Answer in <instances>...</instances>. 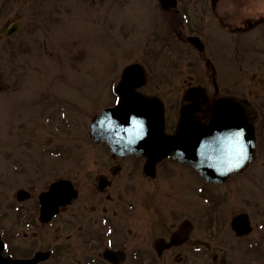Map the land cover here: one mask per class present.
I'll use <instances>...</instances> for the list:
<instances>
[{
  "label": "rangeland",
  "instance_id": "1",
  "mask_svg": "<svg viewBox=\"0 0 264 264\" xmlns=\"http://www.w3.org/2000/svg\"><path fill=\"white\" fill-rule=\"evenodd\" d=\"M225 1L234 17L221 15L235 29L264 18V0ZM171 11L159 0H0V232L16 230L17 239H24L31 230L23 214L34 213L39 193L98 154L91 123L116 103L113 87L134 62L147 71L143 90L160 95L175 120L191 83L213 94L215 78L222 93L250 100L257 111L259 156L248 171L258 173L251 175L249 197L256 205L264 198V20L251 35L233 33L234 41L212 14L186 27ZM14 22L19 28L8 35ZM195 29L207 40L204 51L186 38ZM227 39L235 50L225 46ZM20 189L33 197L20 201ZM207 205L205 200L204 210ZM262 233L205 240L213 250L224 249L231 264H264ZM53 235V228L40 235L45 248L59 247L43 264H86L83 239H49ZM213 250H187L181 264H215Z\"/></svg>",
  "mask_w": 264,
  "mask_h": 264
},
{
  "label": "flooded vegetation",
  "instance_id": "2",
  "mask_svg": "<svg viewBox=\"0 0 264 264\" xmlns=\"http://www.w3.org/2000/svg\"><path fill=\"white\" fill-rule=\"evenodd\" d=\"M239 1L243 4L247 0ZM231 9L225 0H178L171 14L178 22L184 21L186 27H192L191 19H208L212 14L235 41L233 33L243 36L247 32L244 28L235 29L233 22L227 21V17H234L235 12ZM247 24L252 27L256 21ZM191 35L201 37L207 46L204 34L198 29L189 32L187 40ZM226 41L227 44L223 42L225 46L235 50L234 41ZM214 84L215 91L206 105H212L222 96L241 98L230 92L222 93L215 78ZM193 85L199 84L191 83L184 93L185 101L176 106L179 108L178 120L166 110L165 133L176 132L181 107L187 103L186 92ZM206 105L195 112L201 122H207L213 116ZM256 117L257 111L253 109L251 119L255 125ZM256 129L254 161L221 184L204 180L193 162L194 158L198 161L197 149L188 151L186 158L181 160L174 153L161 158V154L149 148L121 155L112 152L106 142L94 143L98 154L79 161L82 167L73 176L59 178L72 181L77 197L61 206L55 217L46 223L39 220L40 205L35 207L33 214H23L31 231L23 232L24 239H17L14 230L8 234L6 230L2 232L3 253L30 259L39 252L50 251L51 258L59 247L51 244L45 248L42 239L46 238H40V235L46 228H53L54 235L49 239H83L82 245L88 253V257L84 256L86 264H181L187 250L193 253H200L204 247L213 250L212 242L205 239H249L262 233L264 198L260 196L256 205L249 197L248 188L251 175H258L248 172L259 156L257 125ZM263 177L261 175L259 180L264 189ZM205 200L208 203L206 210ZM131 239H138L140 243L135 240L134 246L130 247ZM212 255L215 264H231L224 249H215Z\"/></svg>",
  "mask_w": 264,
  "mask_h": 264
},
{
  "label": "water",
  "instance_id": "3",
  "mask_svg": "<svg viewBox=\"0 0 264 264\" xmlns=\"http://www.w3.org/2000/svg\"><path fill=\"white\" fill-rule=\"evenodd\" d=\"M18 27L19 24L14 23L8 29V34H12ZM194 41L198 43L197 40ZM145 78L146 72L140 64H132L125 69L123 79L116 87V91L121 93L120 102L114 107L105 109L93 123L96 140L106 139L113 151L124 154L133 152L135 137L137 134L142 136L145 133L143 136L152 141H163L164 144L160 147L165 148L168 153L177 150L180 155L186 135L188 137L190 133L198 130L203 134V141L200 144L202 161L199 166L204 178L211 182L225 180L231 172L242 169L252 161L256 150L255 131L253 124L247 119L251 113L245 101L220 99L216 106L209 108H215V118L208 124L201 125L192 116V111L193 108L195 110L201 108L208 101V96L205 89L202 91L192 89L188 99L193 103L182 111L179 133L175 136H164L163 102L156 96L145 95L135 90ZM135 122H141L142 127L138 128ZM188 140H191V137H188ZM155 146L157 147L158 144L153 142L151 147ZM65 183L67 181L64 180L53 183L49 191L41 194L43 221L50 220L57 211L58 205L64 204L66 198L71 195V188ZM18 196L20 199H25L29 193L20 190ZM2 250L3 246L0 243V264H36L39 260L38 257L31 260L6 258L2 255ZM43 257L45 258L46 255Z\"/></svg>",
  "mask_w": 264,
  "mask_h": 264
},
{
  "label": "snow or ice",
  "instance_id": "4",
  "mask_svg": "<svg viewBox=\"0 0 264 264\" xmlns=\"http://www.w3.org/2000/svg\"><path fill=\"white\" fill-rule=\"evenodd\" d=\"M137 124V127L138 128H141L142 127V123L141 122H135Z\"/></svg>",
  "mask_w": 264,
  "mask_h": 264
}]
</instances>
